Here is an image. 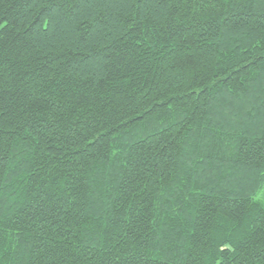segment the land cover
Returning a JSON list of instances; mask_svg holds the SVG:
<instances>
[{
  "label": "trees",
  "instance_id": "trees-1",
  "mask_svg": "<svg viewBox=\"0 0 264 264\" xmlns=\"http://www.w3.org/2000/svg\"><path fill=\"white\" fill-rule=\"evenodd\" d=\"M262 192L264 0H0V264H264Z\"/></svg>",
  "mask_w": 264,
  "mask_h": 264
},
{
  "label": "rangeland",
  "instance_id": "rangeland-1",
  "mask_svg": "<svg viewBox=\"0 0 264 264\" xmlns=\"http://www.w3.org/2000/svg\"><path fill=\"white\" fill-rule=\"evenodd\" d=\"M264 196V193L262 192L260 195H259V198H263ZM258 197V196H257Z\"/></svg>",
  "mask_w": 264,
  "mask_h": 264
}]
</instances>
